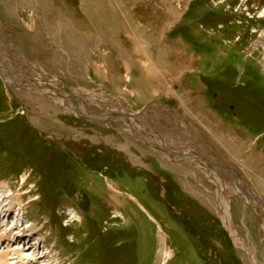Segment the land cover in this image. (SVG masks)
Returning <instances> with one entry per match:
<instances>
[{"label":"rangeland","instance_id":"1","mask_svg":"<svg viewBox=\"0 0 264 264\" xmlns=\"http://www.w3.org/2000/svg\"><path fill=\"white\" fill-rule=\"evenodd\" d=\"M0 47L1 220L29 264H264V0H0ZM203 152L262 209L230 197L228 228Z\"/></svg>","mask_w":264,"mask_h":264},{"label":"bare ground","instance_id":"2","mask_svg":"<svg viewBox=\"0 0 264 264\" xmlns=\"http://www.w3.org/2000/svg\"><path fill=\"white\" fill-rule=\"evenodd\" d=\"M170 11H173L171 14H175V11L172 9V10H170ZM142 35V34H141ZM160 34L159 33H146V35H145V38L147 39V40H149L150 42H147L148 44L149 43H152V41H153V39L155 40V38H157V40H159L160 38V36H159ZM144 38V39H145ZM156 44H157V42H155ZM159 45V44H158ZM171 46H168V47H166V48H164V51H165V54H167L168 55V57L169 58H171V56L172 55H174V54H176L175 52H172L171 50H173L172 48H170ZM139 48V47H138ZM137 48V49H138ZM147 48V47H146ZM138 50H141V48H139ZM147 51V50H146ZM159 51V50H158ZM2 51H1V47H0V53H1ZM138 53H139V51H138ZM164 54V55H165ZM179 54V53H178ZM181 54V53H180ZM147 55L149 56V53H148V51H147ZM150 57V56H149ZM148 59V58H147ZM162 59V58H161ZM185 59V63L187 62V59L186 58H184ZM1 60H2V62H1ZM176 60V59H175ZM2 63V64H1ZM180 64V63H179ZM0 65H1V74L3 75V77L5 78H7L6 80H8V83H9V81H11L10 79H14V80H16L17 81V78L15 77V76H13V77H9L7 74H9L8 72H12L11 70H9V69H6V67H3V59L0 57ZM155 65V64H154ZM174 65V64H173ZM182 66L183 65H179V67H181L182 68ZM4 69V70H3ZM6 69V70H5ZM8 70V71H7ZM4 73H6V74H4ZM29 74V73H28ZM36 74V73H35ZM44 76L46 75V74H44V73H42ZM38 77V76H37ZM10 78V79H9ZM31 78V77H30ZM48 81H49V79H47ZM42 81V80H41ZM51 81V80H50ZM53 82V80L51 81V83ZM39 83V82H38ZM19 85H21V81H19ZM47 85H50V82L48 83L47 82V84H42L41 86H44L45 88L47 87V88H50V87H48ZM56 89H57V86H54ZM44 88V89H45ZM52 89V88H51ZM56 89H54V90H56ZM42 90V89H41ZM57 91V90H56ZM60 91V90H59ZM66 93H67V91H66ZM73 94H75V93H73ZM75 95H77V94H75ZM68 96V95H67ZM71 96V95H70ZM72 97V96H71ZM75 98V97H74ZM73 97H72V99H74ZM75 100H76V98H75ZM77 101V100H76ZM157 104V103H156ZM75 106H76V111H77V109H78V104H76L75 103ZM168 109V112L171 114V113H175V109H171V108H167ZM79 113V112H78ZM127 114H129L127 111L125 112V113H111V115H114V116H117V117H121L122 119L124 118V116H127ZM107 117H109V115H107ZM107 117H104L103 119H105V118H107ZM128 117V116H127ZM136 118V117H135ZM131 119V121L130 122H127V123H138V121L137 120H133L132 118H130ZM125 120H128V118H125ZM184 123V125H186V124H188V123H186V122H183ZM190 123L192 124V125H194L193 124V121H190ZM195 130V129H194ZM129 132H131V134L129 133ZM127 133L128 134H130V135H132V136H135L137 139H142V138H139L138 137V134L136 133V132H134V130H132V131H127ZM191 134H194V135H197L198 133L197 132H191ZM198 136V135H197ZM199 138V137H198ZM182 148H183V146H180V145H178L177 146V150H175V151H173V150H164V151H162V154L164 155V156H170V157H177V158H179L180 157V159L182 158V157H190V155H187V154H184L182 151H180V150H182ZM178 150H179V152H178ZM200 150V149H199ZM204 153V152H203ZM205 154V153H204ZM204 154H200V155H202L203 156V159H201V161H202V163L200 164V166L201 167H203V168H206L205 170L207 171V173H209V177L211 178V179H213V181L215 182V184H217V186H218V188H219V196H220V198H221V206H223V209H224V214L222 215V218L224 219V221H225V223H226V225L228 226V228H230L231 229V218H230V212H229V201H230V197H233V196H238V194L240 193V194H242L243 196H246V194H245V191L243 190V192L241 193V192H239L238 193V191H237V189H234L233 187H231V188H229L230 190L228 191V189L227 188H225L224 186H223V184H222V180H221V178H220V176H219V173H220V170H221V165H219L216 161H212L206 154L204 155ZM183 155V156H182ZM260 161H261V163H263L264 162V156H262L261 158H260ZM260 161H259V163H260ZM264 164V163H263ZM202 168V169H203ZM224 170V169H223ZM227 171V170H226ZM229 171V170H228ZM231 171V170H230ZM235 178V177H234ZM237 180V179H236ZM225 181V180H224ZM242 181V180H241ZM245 182V181H244ZM227 190V191H226ZM240 190V189H239ZM222 192H225L226 193V195L228 196V198L227 197H223V194H222ZM247 192V191H246ZM2 193V192H1ZM3 193H4V191H3ZM250 194H252V195H255V194H253L252 192H249ZM7 197H8V195L7 194H0V241H3V239H5V241L7 242V244L8 245H10V247H12V249L10 248L9 250H7L6 252H4L3 254H1V256H0V264H9V260L10 259H21L22 261H27L28 262V264L29 263H33V262H35V261H37L38 259H40V260H42V258H43V256H41L42 254H43V252L44 251H42V254L39 256V253L38 252H36L37 251V248L36 249H34V251L32 252V253H34V254H31V255H29V256H27L25 253H23V256L20 254V253H22V252H24L25 250H24V246L23 245H21V246H19V244L21 243V241L22 240H20V236L21 235H24L25 234V232H24V230L25 229H27V228H22L23 226H24V223H22V222H19L20 221V217H19V215L20 214H17V216H16V218L15 219H13L12 221H8V222H6V223H3V219L1 220V216L3 215V218L5 217V213H3V211L5 210H10V208H12L11 207V205L7 202ZM257 198V197H256ZM249 202H251L252 204H254L255 205V207H261V208H259V209H262V206L260 205L261 204V201L259 200V198H257V199H255V202L253 201H251V200H249ZM257 205V206H256ZM257 209V208H256ZM6 213H8V212H6ZM10 217H11V214H10ZM9 217V218H10ZM9 220V219H8ZM26 227V226H25ZM28 227V226H27ZM18 229V230H17ZM23 229V230H22ZM14 230H16L17 232V234H16V236H11L12 234H13V232H14ZM231 232L233 233V231L231 230ZM238 235V234H237ZM233 237H234V239H236V243H241L242 242V244H243V246L245 247V245H244V243H243V240H240V238L238 237V236H236L234 233H233ZM23 242V241H22ZM13 245H15V246H13ZM23 246V247H22ZM0 247H1V245H0ZM20 248L21 249H23V251L22 252H20L21 250H20ZM246 248V247H245ZM14 252V253H13ZM250 253V252H249ZM251 255V254H250ZM45 258V257H44ZM11 261V260H10ZM252 262H255V257H252ZM10 264H12V263H10ZM47 264H49V263H47Z\"/></svg>","mask_w":264,"mask_h":264},{"label":"flooded vegetation","instance_id":"3","mask_svg":"<svg viewBox=\"0 0 264 264\" xmlns=\"http://www.w3.org/2000/svg\"><path fill=\"white\" fill-rule=\"evenodd\" d=\"M137 140V139H136ZM128 161V160H127ZM131 165L129 166L132 170H135V171H143V172H145V173H147V175H149L150 176V179H152V180H154V181H158V183H162L163 184V186H164V190H165V192H164V195H165V193H167V189H168V187H166V184L168 183V180L169 179H166V180H158L159 178H157V176L153 173V171H151V170H149V169H147V168H144V167H142V166H136V165H133L132 163H130ZM148 176V177H149ZM156 190V192H159V197H161L160 196V192H161V188H156L155 189ZM164 203H165V205H167L169 208H170V206H169V203L166 201V199H164V198H160Z\"/></svg>","mask_w":264,"mask_h":264},{"label":"water","instance_id":"4","mask_svg":"<svg viewBox=\"0 0 264 264\" xmlns=\"http://www.w3.org/2000/svg\"><path fill=\"white\" fill-rule=\"evenodd\" d=\"M65 90L74 98V96H73L74 91L69 88V85L67 83H65ZM74 101H76L75 98H74ZM165 106L168 107V108H171L168 105H165ZM225 168L226 169H230L233 172L234 177H236V178H239L240 177V179H243L242 175L240 173H238L234 168H230V167L228 168V166H226ZM245 194H246V197H247L248 200H250V199H257L256 198L257 196H255V195H252V194L247 193V192Z\"/></svg>","mask_w":264,"mask_h":264}]
</instances>
